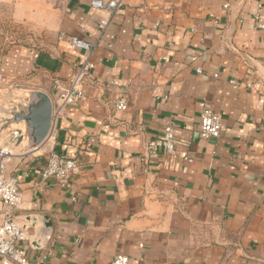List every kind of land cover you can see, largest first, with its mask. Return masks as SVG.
I'll return each mask as SVG.
<instances>
[{"label": "crops", "instance_id": "obj_1", "mask_svg": "<svg viewBox=\"0 0 264 264\" xmlns=\"http://www.w3.org/2000/svg\"><path fill=\"white\" fill-rule=\"evenodd\" d=\"M92 1L0 0L33 43L0 53L1 88L41 90L56 108L86 55L60 36L98 44L94 82L48 140L13 148L8 170L24 193L14 216L33 264H111L117 254L264 264V10L256 19L255 0H123L111 14ZM205 107L222 116L219 138L201 136ZM166 125L175 153H149ZM15 129L24 124L0 141ZM52 149L79 160L65 185L42 177Z\"/></svg>", "mask_w": 264, "mask_h": 264}, {"label": "built area", "instance_id": "obj_2", "mask_svg": "<svg viewBox=\"0 0 264 264\" xmlns=\"http://www.w3.org/2000/svg\"><path fill=\"white\" fill-rule=\"evenodd\" d=\"M255 1L258 5L255 18L259 19L264 10V5L261 0ZM122 2L123 0H93L92 5L97 8L107 9L111 14H114ZM223 6L229 9L230 3L226 2ZM109 22V18L103 19L101 22L102 28H106ZM259 26L264 27V24L259 23ZM60 39L68 40L75 47L85 50L86 55L79 60L77 69L70 76L67 87L59 93L58 105L54 108L53 113L52 131L62 109L81 99L84 95V85L94 82L93 70L95 63L92 60V56L98 45L96 42H90L75 36L61 35ZM3 79L4 76L0 68V82ZM59 85V81H56L55 87H59ZM127 106L128 101L124 97L116 102L118 110H125ZM221 130V114L211 107H205L201 114V136L203 138H219ZM11 135L13 140L20 135V132L13 130L11 131ZM174 137L173 127L166 125L161 138L148 144V152L156 153L164 149L168 153L174 154L176 151ZM12 156L13 153L6 145L0 146V260L7 259L14 264H33L26 245L28 239L26 229L17 222L14 216V211L22 203L24 193L18 176L10 173L8 170ZM79 166L78 159L52 149L47 154L46 164L41 174L44 179L53 177L65 185ZM111 264H130V257L124 254H117Z\"/></svg>", "mask_w": 264, "mask_h": 264}, {"label": "water", "instance_id": "obj_3", "mask_svg": "<svg viewBox=\"0 0 264 264\" xmlns=\"http://www.w3.org/2000/svg\"><path fill=\"white\" fill-rule=\"evenodd\" d=\"M27 92V93H26ZM21 95L0 88V137L7 135L8 130L16 125L24 124L23 132L12 142H1L13 153V148L24 140L28 150H33L43 145L51 135L54 103L51 97L41 90H29ZM13 131V130H12ZM25 227V226H24ZM26 229V227H25ZM50 235V230L38 234L42 243ZM4 264H14L7 259H2Z\"/></svg>", "mask_w": 264, "mask_h": 264}, {"label": "rangeland", "instance_id": "obj_4", "mask_svg": "<svg viewBox=\"0 0 264 264\" xmlns=\"http://www.w3.org/2000/svg\"><path fill=\"white\" fill-rule=\"evenodd\" d=\"M30 38V34L23 27L17 26L11 21L9 10L0 6V53L4 54L14 45L31 47L33 43ZM16 89H27L24 91L26 92L32 88L14 86L11 84L9 91L16 93ZM0 264H4L2 260H0Z\"/></svg>", "mask_w": 264, "mask_h": 264}]
</instances>
